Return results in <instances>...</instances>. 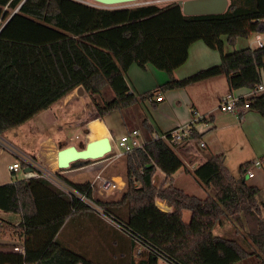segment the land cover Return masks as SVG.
<instances>
[{"label": "trees", "instance_id": "1", "mask_svg": "<svg viewBox=\"0 0 264 264\" xmlns=\"http://www.w3.org/2000/svg\"><path fill=\"white\" fill-rule=\"evenodd\" d=\"M22 2L0 0V19L10 18L17 10L0 32V136L79 87L91 97L103 118L146 101L157 108L158 94L219 75L226 76L230 92L254 90L262 82L264 47L226 53L224 38L235 45L239 38L264 33V0H229L226 12L207 16H186L177 3L104 9L76 0ZM198 41L218 51L221 63L176 79L175 71L187 62L191 46ZM133 65L142 69L152 65L166 72L170 80L155 91L134 94L126 79ZM106 87L115 97L102 106L97 96ZM250 101V110L264 117V94ZM144 127L153 134L147 120ZM191 130L192 137L198 139L197 131ZM125 156L126 185L118 200L95 197L91 183L62 180L179 264H237L251 256L264 264V218L257 203L260 189L243 178L235 179L223 156H213L193 172L203 187L215 188V196L206 198L189 195L175 185L178 172L191 171L164 140L152 138ZM250 165L241 166L242 177ZM21 166L27 168L25 162ZM159 171L165 174L160 185ZM158 202L166 203L172 211L162 210ZM0 210L21 215L18 224L0 219V235L24 240L26 252L23 259L19 254L0 251V264H97L88 253L68 248V243L59 240L75 215L86 219L82 230L108 229L106 239L114 237L119 244L117 239H123L128 244L121 250L123 259L128 257L130 264H158V253L142 242L145 249L136 263L130 255L140 247L134 235L110 225L93 207L45 178L1 185ZM187 210L191 212L189 222L183 220ZM225 219L237 225L238 232L246 229L242 243L215 235ZM86 233H80L79 238Z\"/></svg>", "mask_w": 264, "mask_h": 264}, {"label": "crops", "instance_id": "2", "mask_svg": "<svg viewBox=\"0 0 264 264\" xmlns=\"http://www.w3.org/2000/svg\"><path fill=\"white\" fill-rule=\"evenodd\" d=\"M261 37L264 40V33H261ZM239 40L240 39L237 40L235 46L239 45ZM224 41V50L226 53H232L238 49H231L226 38H224ZM250 48L258 47L256 46ZM220 63V53L216 50L208 48L202 41H198L191 46L187 62L175 71L174 76L176 79L182 80L196 74L201 70L210 68ZM165 73L166 72L157 70L152 65H148L146 69H142L137 65H133L129 69L126 79L134 94H143L146 92L155 91L161 85L169 82V75H166L167 73ZM262 83L264 84V72L262 73ZM249 91L250 90L248 89H241L232 93L241 95L246 94ZM229 93L230 89L226 76L219 75L201 82H197L195 84H191L184 89L169 90L164 95L158 94L157 96H161L162 100L160 101V104L157 108H153L150 101H146L141 106L143 115H148L146 120L152 127L153 134L171 131L178 127L190 126L193 127L200 135L197 141L195 140L189 142L179 151L180 153H177L180 159L184 162L185 166L191 171L190 173H187L186 171L182 170L175 175V185L184 191L186 188L182 185L186 180L185 176H188L189 174L193 175V172L200 165L207 162L213 156H217V154H215V152H213L210 148L209 143L212 144V141L206 143L204 141L205 136H208L211 133H216L219 130H226L236 126L241 127L242 125L247 124L248 118H250V122L252 121V124L258 123L259 125H264V120L250 111L245 112L242 116L219 111L218 108L221 98ZM49 111L51 115H48ZM249 112L252 115H250ZM116 114H118V111H113L103 118L100 117L91 97L86 92L84 95H79L76 89L55 103L48 110L39 113L37 116L22 126L14 128L6 132L3 136H0L3 139L5 138V144L0 146V160L6 156V153L11 154V156L14 158V161H8V170L10 165L19 163V161H25L26 158H30V156H33L36 160H39L40 164L42 162L44 167H48L49 165L45 162V156L47 155L48 151H53L54 154L50 158L49 164L51 168L57 170L59 168L56 167V165L58 166L57 153L59 150L63 149L61 147L70 144V142L68 141L66 135H63L61 138H53L50 134H47L45 127H47L48 123L54 124V121H56L57 125L60 124L63 129L68 127H78L84 130V128H87L89 132L86 137V144L90 141H95L104 137H110L113 150L116 151L118 150L117 142L123 135L131 133L134 130L140 131L138 128L129 130L127 125V121L129 122V120H126L123 116L120 117ZM200 117L201 119L193 125L194 119ZM134 119L135 116L130 114V120ZM234 119L236 120L235 123L233 122ZM246 131L247 129H244L245 134ZM150 135L152 134L150 133ZM202 141L205 144L204 148H201L199 144ZM144 143H146V140ZM261 145L264 146V143ZM109 159L110 160H108V162L106 161L105 165L100 164L94 165V167H85L84 171L87 173H95L99 171V174H102L103 170L113 163L112 155ZM227 159L228 155H225L223 158L224 163ZM60 174H63L66 179L73 182L72 178L74 176L72 175L71 171H63ZM116 177H120L122 179V184H120L121 190L118 191L122 192L126 185L122 178V174H111L107 178L114 179ZM241 178H243L248 184L252 185L251 180L256 178V174L253 172V176L250 177L244 173L243 177ZM164 180L165 174L159 171L157 180L158 184L160 185ZM9 183H14V181L7 182L5 184ZM5 184L0 182V186ZM201 187L205 188L203 186ZM205 189L206 191L204 194L211 196L212 189ZM107 231L108 229L105 231H99L97 235L101 239H106L105 233ZM108 240L110 241L112 247L116 248L115 250L117 252V254L114 255V257H110V259L116 260V257L123 256L124 254L121 250L126 246L125 243L119 244L116 240ZM117 240L123 241V239L120 240L119 238ZM102 242L105 243L106 241L103 240ZM121 258H124V256Z\"/></svg>", "mask_w": 264, "mask_h": 264}, {"label": "rangeland", "instance_id": "3", "mask_svg": "<svg viewBox=\"0 0 264 264\" xmlns=\"http://www.w3.org/2000/svg\"><path fill=\"white\" fill-rule=\"evenodd\" d=\"M85 4H88L90 6L98 7V8H104V9H122V8H134L138 6H144V5H158L160 7H165L174 3L178 4L177 0H138L135 3L130 4H124V5H118V6H112V7H105L98 3H95L90 0H76ZM255 34H252L249 38H239V45H230V48H238L236 50L245 49L248 47H256L255 44ZM166 74V73H165ZM168 75V74H166ZM115 95L114 92L110 87H106L101 95L97 96V101L102 106L114 99ZM142 104H137L131 107L122 109L121 111H118V114L120 117H124L127 121V125L129 130L138 128L140 129V143L144 144V141L146 142L150 141L152 139V135L146 130L144 127V121L146 118H148V115H143V112L141 110ZM251 113H254L258 115L260 118L264 120V117L259 115L256 111L249 110ZM249 112L250 115H252ZM129 114V115H128ZM130 114L135 116L134 120H130ZM253 114V115H254ZM48 115H51L50 111ZM108 115V114H107ZM137 118V121H136ZM96 119V118H95ZM113 119V118H112ZM94 120V119H93ZM51 122V121H49ZM91 122V121H90ZM233 122L235 123L236 120L234 119ZM232 123V122H231ZM247 129L246 134L244 132V129ZM47 134H50L53 138H61L63 135H66L68 138V141L70 144L64 145L65 148L68 146H76L78 149H83L86 146L87 142V134L89 130L87 128H84L82 130L78 127L73 128H62L59 125H57L56 121H54V124H49L47 127H45ZM5 139V138H4ZM4 139L0 137V146H3ZM204 141L206 143H209V141H212V144H210V148L212 149L217 156H223L228 155V159L225 162V165L230 170L231 174L235 179H240L242 177L241 174V166L245 163H251L255 161H261L262 165L261 167H252L253 172L256 174V178L251 180L252 185L257 186L260 189L259 194L257 195V203L261 208L262 216L264 218V146L261 144L264 143V125H259L258 123L250 122V118H248L247 124L242 125L241 127H231L226 130H219L216 133H211L208 136H205ZM203 142V141H202ZM63 146V147H64ZM62 148V147H61ZM177 153H180L179 151ZM53 151H48L47 155L45 156V162L49 165L48 167L43 165V163L39 162V160H36L33 156H30V159L32 163L35 165V167L39 169H43L46 171L55 172L57 170H54L50 167V158L53 156ZM111 156L108 155L103 159L100 160H94L89 162H79L75 164L71 169L65 170V171H71L72 175L74 176L72 178V181L77 184H83V183H93L96 179V176L99 175V171L95 173H87L84 171L85 167H94V165H105L106 161L110 160ZM13 162L14 158L11 156V154L6 153V156L1 158L0 160V182H3V184L11 181H19L24 179V169H21L17 173H11L8 170V164L9 162ZM24 161H19V164ZM47 167V168H46ZM56 167H58L56 165ZM256 169V170H255ZM101 171V170H100ZM122 174V178L124 180V176L126 173V156L113 161L108 167H106L103 170V176H109L111 174ZM185 173V172H182ZM14 174V175H12ZM71 175V174H70ZM65 176L63 174H57L58 180H60L63 184L64 181L62 180ZM186 180L184 181L183 185L186 188V192L189 194H192L194 196L200 197V198H206L207 194H204L206 191L205 188H202L201 184L198 182V180L195 178L194 175H188L185 176ZM118 184H122V179L120 177H116L113 179ZM5 182V183H4ZM2 184V183H1ZM158 184V181H157ZM159 185V184H158ZM203 189V190H202ZM212 189V197L215 196L216 190L215 188ZM96 193V192H95ZM122 192L116 191L115 194L108 197L107 200H118L122 196ZM95 197L99 199H104L102 196L98 193L95 194ZM94 212L99 215L100 217H103L100 215V213L94 209ZM0 218L13 224H18L22 221V217L19 214L9 213L3 210H0ZM104 218V217H103ZM122 219L125 221V216L122 217ZM191 219V212L190 211H184L183 213V220L185 222H189ZM70 223H68L64 227V231L62 235L59 237V240L64 241L65 243H68V248H72L78 252L81 253H88L90 257H93V260L97 264H105L108 261L109 257H114L113 255V248L110 244V241L108 239H101L97 234L98 231L96 227L93 229V231L89 230H82L84 227V224L86 222V219L81 217L80 215H75L70 219ZM107 221V220H106ZM110 225L111 223L108 222ZM80 226V227H79ZM109 225L107 224V227ZM238 226L235 225L233 222L229 221L228 219H225L224 225L219 226L215 229V235L216 236H222V237H228L231 239H235L243 242L244 235L246 234V229L240 228V232L237 230ZM77 232L74 233V231ZM87 232L84 234V236L79 238L80 233ZM0 239H3L5 241H12L16 242L19 241L17 238L7 235H0ZM106 241L103 243L102 241ZM110 240H116V238L111 237ZM21 241V240H20ZM120 243H124L123 241H119ZM128 246V244L126 243ZM0 246L6 247L5 245L1 244ZM141 247H135L134 253H130L131 258L138 263L140 260V257L138 256V250ZM1 250L7 249V248H0ZM138 249V250H137ZM123 256L116 257V260L108 261L106 264H130V260L128 257L126 259L121 258ZM158 264H170L165 257H163V254H160L158 257ZM237 264H260V260L256 256H251L250 258L243 260L241 262H238Z\"/></svg>", "mask_w": 264, "mask_h": 264}, {"label": "built area", "instance_id": "4", "mask_svg": "<svg viewBox=\"0 0 264 264\" xmlns=\"http://www.w3.org/2000/svg\"><path fill=\"white\" fill-rule=\"evenodd\" d=\"M24 1L25 0H23V2ZM177 1L179 2V1H186V0H177ZM9 19L10 18H8L6 20H3L2 18L0 19V30L7 24ZM254 34L256 35V37H255L256 46L258 48L264 47V40L261 37V33H254ZM263 72H264V70H262V73ZM258 94H264V84L262 82L254 90H250L246 94L237 95V94L230 92L229 94H227L226 96L221 98L218 109H219V111H221L223 113H230V114H236V115L242 116L245 112H248L251 108L250 99L252 97H254L255 95H258ZM157 100L161 101L162 100L161 96H159L157 98ZM200 119H201V117L195 118L193 125L196 124V122H198ZM140 136H141V133L138 130H134L131 133H127V134L123 135L117 142L118 150H116V151L112 150V152L109 154L110 156L112 155V161H116V160L124 157L125 154L130 153L135 149L142 148L145 143L144 144L140 143V140H139ZM152 138L164 140L176 152L180 151L189 142H192L195 140L197 141V139L192 137V130H191L190 126L178 127L176 129L169 131L168 133H165V132L154 133V134H152ZM199 144H200L201 148L205 147V144L203 142H200ZM24 162L27 165L26 169L22 168L21 164L14 163L13 165H10V167H9L10 172L11 173H17L21 169H24L25 179L42 177V178L49 180L50 182H52L54 185H56L59 189H61L65 193L70 194V195H75L80 199V201L90 205L91 207H94V209H96L100 213V215H102L104 217V219H106L112 225H114L117 228L125 231L126 233L128 232L129 234L134 235L124 225L117 222L109 214L104 213L102 210L97 208V206H95V204L86 195L80 194L75 189L68 186L66 183L63 184L60 180H58L57 174H60L63 171L58 169L55 172H51L48 170L45 171L43 169H39V168L35 167V165L32 163L30 158H26V160ZM261 165H262L261 161L252 162L251 165L249 167H247L245 173L248 176L252 177L253 176V172H252L253 170H252L251 166L261 167ZM26 170H29V171H26ZM120 186L121 185L116 183L115 181H113V179L107 178V177L103 176L102 174L97 175L95 181L91 184V188H92L94 195L96 193H98L104 199L112 196L113 194L116 193V191L121 190ZM158 206L166 212L172 211V208L167 206L166 203H164V202H158ZM1 224H2V221L0 220V225ZM134 237L137 238V241L141 247L138 250V254H140V252H142L143 249H145L141 245V242H142V243H145L148 247L155 250L158 253V255L163 254V257H165V259L170 264H179L176 261L167 257L161 251H159V250L155 249L154 247H152L151 245L147 244L140 237L135 236V235H134ZM1 244L5 245L6 247L0 246V248H7V249H4V250L0 249V251H10V252H13L15 254L21 255L23 257V259H25L26 252H25L24 240L12 242V241H5L3 239H0V245Z\"/></svg>", "mask_w": 264, "mask_h": 264}, {"label": "water", "instance_id": "5", "mask_svg": "<svg viewBox=\"0 0 264 264\" xmlns=\"http://www.w3.org/2000/svg\"><path fill=\"white\" fill-rule=\"evenodd\" d=\"M90 1H93L102 6L110 8L112 6L135 3L138 0H90ZM178 5L181 6L182 12L186 16L218 15L226 12L229 6V0H186V1H179ZM12 16L10 17V19L12 18ZM2 29L0 30V32L2 31ZM77 93L79 95H84L85 93L84 88L79 87L77 89ZM112 150H113V146L110 137H104L102 139L90 141L86 144L85 148L83 149H78L76 146H68L58 151L57 164L59 170L61 171L69 170L79 162H89V161L103 159L106 156H108L112 152Z\"/></svg>", "mask_w": 264, "mask_h": 264}, {"label": "bare ground", "instance_id": "6", "mask_svg": "<svg viewBox=\"0 0 264 264\" xmlns=\"http://www.w3.org/2000/svg\"><path fill=\"white\" fill-rule=\"evenodd\" d=\"M58 169H59V168H58ZM58 169H57V170H58Z\"/></svg>", "mask_w": 264, "mask_h": 264}]
</instances>
